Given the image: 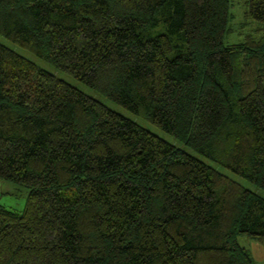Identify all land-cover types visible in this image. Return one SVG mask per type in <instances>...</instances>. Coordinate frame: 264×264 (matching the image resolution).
Segmentation results:
<instances>
[{
	"label": "trees",
	"instance_id": "1",
	"mask_svg": "<svg viewBox=\"0 0 264 264\" xmlns=\"http://www.w3.org/2000/svg\"><path fill=\"white\" fill-rule=\"evenodd\" d=\"M0 0V35L264 191V0ZM0 264H256L264 197L0 42Z\"/></svg>",
	"mask_w": 264,
	"mask_h": 264
},
{
	"label": "rangeland",
	"instance_id": "2",
	"mask_svg": "<svg viewBox=\"0 0 264 264\" xmlns=\"http://www.w3.org/2000/svg\"><path fill=\"white\" fill-rule=\"evenodd\" d=\"M247 0H233L235 6L232 14V21L230 24V33H228L225 37V44H233V43H240L244 40L245 36L248 34H255L259 24L254 23L252 20L246 17L247 12ZM0 42L7 47L11 48L12 50L16 51L20 55L26 57L27 59L33 61L41 68L53 73L58 78L65 80L66 82L70 83L71 85L79 88L89 96L101 101L112 110L119 112L120 114L124 115L125 117L137 122L142 127L148 129L149 131L153 132L154 134L164 138L171 144L185 149L187 152L197 156L201 160L207 162L209 165L213 166L214 168L218 169L225 175L231 177L235 181L239 182L244 187L261 194L264 197V191L257 188L254 184L248 182L247 180L239 177L238 175L233 174L232 172L224 169L223 167L217 165L214 162L209 161L208 159L198 155L189 147L185 146L182 142H180L174 136L167 134L159 127L154 125L153 123L145 120L144 118L137 116L127 110L126 108L114 103L113 101L109 100L105 96L97 93L95 90L91 89L89 86L85 85L84 83L78 81L73 76L68 73H65L58 68L54 67L50 63L46 62L45 60L37 57L35 54L30 52L29 50L16 45L15 43L11 42L10 40L6 39L5 37L0 35ZM29 190L21 185L16 183L0 180V204L16 211H23L27 200H28ZM239 243L250 249L253 253V256L256 260V264H264V245L249 239L246 235H242L238 239Z\"/></svg>",
	"mask_w": 264,
	"mask_h": 264
}]
</instances>
